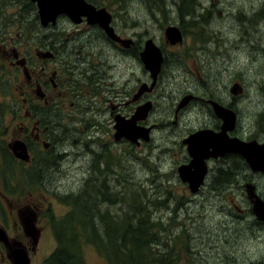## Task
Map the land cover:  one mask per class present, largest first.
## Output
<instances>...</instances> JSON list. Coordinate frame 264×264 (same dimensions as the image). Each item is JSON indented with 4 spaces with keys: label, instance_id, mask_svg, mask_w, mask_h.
I'll use <instances>...</instances> for the list:
<instances>
[{
    "label": "flooded vegetation",
    "instance_id": "obj_1",
    "mask_svg": "<svg viewBox=\"0 0 264 264\" xmlns=\"http://www.w3.org/2000/svg\"><path fill=\"white\" fill-rule=\"evenodd\" d=\"M12 4L10 6L13 11L10 13L6 30L3 25L1 32L4 33L0 35V72L3 74L0 79L2 81L5 79L7 82L6 78H8L10 83L15 80L19 81L16 91H18L17 97L20 100V110L16 116L9 115L4 128L6 130L5 138L3 141L0 140V144H4V146H0V209L5 207L8 212L4 211V213L9 217L7 222L0 221V229L3 230L9 241L8 247L0 242V264H13L9 260V256L12 258V251L17 249L23 250L29 258V263L34 264L37 257L39 255L41 257L39 245L45 228L53 230L56 224L51 202L46 198L48 194L53 197L58 196L56 192H47L52 187L51 182L71 171L70 168L77 170L82 157L88 165L87 173L85 171L86 182L95 185V179L107 180L109 176L107 167L108 169L110 167L108 163L111 152L115 153L113 162L116 163V169H114L116 173L113 175L117 177L120 173L115 170L126 158L125 152L120 157L123 148L125 149L126 145L129 148H137L151 142V134L157 127L152 121V116L157 108L155 94L159 79L157 78L158 81L154 86L151 85V77L144 69L141 60L145 42L152 39L145 38L142 41L143 35L141 34L134 37L124 35L118 20L113 15H111L110 26L118 38L115 41L107 37L99 26L88 24L84 18L79 24H73L67 16L61 15L53 24L49 23L43 26L39 22L36 6L31 0H22L21 2L16 0ZM90 4L96 9L101 8V3L97 0ZM189 5L190 3L187 2L186 10L180 14V0L173 1L172 4L176 15L180 17L177 20V28L181 32L183 42L189 38L186 31L196 37L201 32L196 27L205 28L203 24L209 17L208 13H204L205 9L202 3H196L193 0L192 6ZM261 5L264 12V1ZM6 6L10 7L9 4ZM197 6L202 8V13L195 12ZM105 9L108 10V8ZM1 14L7 15L5 12ZM243 14L240 10L236 16L225 15V20L231 22L225 32H237L236 38L230 39L228 36L223 38V33L221 38H217V31L213 30V33L209 30L211 27L205 28L206 34L209 32V35L207 34L205 39L197 41L195 46L198 63L205 55L214 54L223 58L224 56L228 57L230 52H242L253 56L254 50L258 52L252 46L264 39V14L261 18H249L248 15ZM242 15L246 19L240 22L242 19L238 18ZM34 19H37V25H32ZM221 28L223 29L222 25ZM218 33L220 34V31ZM182 41L174 46L167 44L166 40L165 43L174 49L180 47ZM189 42L191 40L187 42V48L190 47ZM157 47L163 56L162 65H167L171 59L166 50L163 51L159 46ZM259 52L261 61L258 64L264 67V50H259ZM175 58L176 62L172 61V63H176V66L181 67L186 62L183 56L179 61V56ZM134 63L139 65L141 72L145 75V81H142L141 78H134L136 77L132 68ZM126 69H128L127 72ZM236 84L238 83L233 85ZM142 85L146 86L145 91L138 95ZM231 88L232 86L229 88L231 95L228 97L229 101L221 96L214 97V95H207L204 92L201 94V92L192 93L189 91L176 100L175 106L172 107V115L175 119L172 122L173 125L177 124L176 120L180 116L191 113H195L194 118L200 121L199 125L191 127L183 133L182 143L185 138L198 131L206 129L214 132L220 131L222 121L215 116L210 102L217 103L235 113L236 124L234 129L227 133L229 138H237L242 141L256 140L259 143H264V136H259V134L242 135V132L238 134L241 120L235 104V97L238 95H233ZM187 95L192 97L191 100L179 107L181 98ZM146 104L150 106L146 118L136 120L134 124L138 128L149 129L148 141L137 140L131 143L124 137H117L116 126L120 123L126 124V122L131 124L130 121L135 112L140 111L141 106ZM14 117H17L18 120H14ZM243 130L249 131L248 129ZM262 132L264 135V125ZM17 141L24 143L26 147L28 154L26 162L16 158L10 149V145L12 148L13 143ZM183 155V164H188L190 158L185 146H183ZM239 165L243 166L240 171L243 170L242 175L249 176L248 180L253 175L264 178L260 172L253 173L238 154L227 153L217 159L209 158L205 161L207 175L196 195L201 194L208 185L209 188L211 186L213 190L218 191L216 187H219L220 180L224 181L227 187H235ZM100 168L103 172L102 176H97V173L101 172ZM16 169L22 173L27 189H29V183L39 182L41 188L38 187L42 194L40 199L21 208H16L17 205L10 199L14 192L13 175H15ZM224 174L226 175L225 179H223ZM231 180L234 182L232 183ZM46 183H48L47 188ZM102 187L100 188L103 194H101L102 198L97 201L99 204L107 202L103 199L107 195V186L103 184ZM243 187L247 188V193L249 188H252V192L264 202V194H261L255 185L246 182ZM210 194L216 197L221 196L218 192ZM94 195L91 192L88 196L93 197ZM248 200L250 208L247 211L239 209L231 200L225 212L231 216L230 211L236 210L238 213L236 216L241 219L240 214L243 212L252 214V200L249 196ZM42 213H44V217H41ZM93 217L91 226L100 229L107 227L110 222L109 212L101 215L95 211ZM231 219L236 221L233 217ZM254 223L264 225V222ZM28 226L30 230L27 229ZM105 244L108 245V240L105 241ZM90 246L103 256L108 264L111 259L115 260L110 247L106 246L103 250H99L94 245ZM55 248L56 241L54 249L46 258H43L42 264L54 252ZM160 249L162 250V248L155 247L158 252Z\"/></svg>",
    "mask_w": 264,
    "mask_h": 264
},
{
    "label": "rangeland",
    "instance_id": "obj_2",
    "mask_svg": "<svg viewBox=\"0 0 264 264\" xmlns=\"http://www.w3.org/2000/svg\"><path fill=\"white\" fill-rule=\"evenodd\" d=\"M97 1L101 3V8H108L106 10L118 20L124 35L134 37L141 34L142 41L145 38L152 39L163 51L166 50L171 60L162 67L160 78H158V89L155 94L157 108L152 116V121L157 127L151 134V142L137 148H129L127 145L125 149L123 148L120 157L125 152L126 158L115 170L120 173L117 177L113 175L116 173L114 172L116 163L113 162L115 153H110L108 163L110 167L109 169L107 167L108 179L103 181L101 178L95 179V187L103 188L102 185H106V193H110V197L113 196V198L111 202L99 204L97 201L101 200L102 195H96L97 198H91V208L94 207L95 211L101 215L109 212L110 216H115L119 222L124 221L128 216L132 217L130 209L133 203L144 204L141 208L148 213L149 223L155 224L156 232L160 227L162 228L160 239L151 241L150 254L155 247L162 248L160 253H163L174 246L179 257L178 264H264V225L254 223L253 213H244L250 208V202L247 188L243 187L244 183L250 182L261 194H264V178L253 175L248 180L249 176L242 175L243 170L240 171V168L243 166L239 165L235 187H227V184L220 180L219 187H216L218 191L213 190L211 186L209 188L208 185L201 194L192 195L186 185L180 182L176 169L184 162L183 133L199 125L200 121L194 118L195 113H191L180 116L176 120L177 124H172L175 121L172 107L175 106L179 97L186 94L185 92H201V94L204 92L214 97L221 96L229 101L228 97L231 96L229 88L237 82L243 91L241 96L235 97L236 109L241 119L238 134L242 132V135L264 136L262 132L264 67L258 64L261 61L259 50H264V39L252 46L258 50V52L254 50V56L242 52H230L228 57L220 58L212 54L205 55L198 63L195 51L196 42L209 35V32L206 34L205 31L208 27H211L208 29L213 33L217 31V38H221L222 33L223 38L227 36L230 39L236 38L237 32H225V29L231 25L230 20H225V15L236 16L241 10L243 15H248L249 18H261L264 14L261 5L264 0H195L196 3H202L204 13L209 14L203 24L205 28L196 27L201 31L196 37L186 31L188 40L185 39L180 47L174 49L166 45L164 30L166 27H178L177 20L180 17L176 15L175 8L172 6L173 1L176 2V0H161L162 10L157 9L154 4L158 0H118L120 2L118 5L114 4L113 0ZM11 11H13L12 7L6 6L4 12L7 15H0V32L4 25L1 22L6 21V16L10 17ZM195 12L202 13V8L197 6ZM243 15V18H238L242 19L240 22L246 19ZM6 22L7 27L9 18ZM116 40H118L117 37ZM190 40V47L187 48V42ZM176 56H179L178 61L182 56L185 57L184 65L186 66L179 67L176 63H172V61L176 62ZM132 68L136 76L134 78L145 81V75L141 72L139 65L134 63ZM2 75L0 72V76ZM6 79L7 82L5 79L3 81L0 79V140L2 141L5 138L4 128L9 115L16 116L20 110V100L16 91L19 81L10 83V80ZM19 98H21L20 95ZM14 120L18 118L14 117ZM0 146L4 144L1 143ZM80 161L77 170L70 168L71 171L52 181V187L47 190V192L58 194L56 197L46 195L47 200L51 202L56 219L62 218L71 210L70 206L62 203V198L77 196L87 181L88 165L84 157L80 158ZM102 173L101 169L97 176H102ZM14 174V181L12 179L14 192L10 199L15 202L16 208L40 199L42 194L39 183H29V189H27L22 173L16 169ZM224 178H226L225 174ZM231 181L234 182V180ZM215 192L220 193L221 196L216 197L210 194ZM114 197L118 198L114 199ZM231 200L244 211L240 214L242 219L236 216L238 214L236 210L230 211L231 216L225 212ZM4 211L8 212L5 207L0 209V221L7 222L9 217ZM41 217H44V213ZM232 217L236 221L232 220ZM5 225L7 226V223ZM2 232L0 229V236H3ZM42 236L39 245L41 257L39 255L34 264H42L43 258H46L55 247L53 230L45 228ZM81 256L85 264H108L105 258L90 245L82 246Z\"/></svg>",
    "mask_w": 264,
    "mask_h": 264
},
{
    "label": "water",
    "instance_id": "obj_3",
    "mask_svg": "<svg viewBox=\"0 0 264 264\" xmlns=\"http://www.w3.org/2000/svg\"><path fill=\"white\" fill-rule=\"evenodd\" d=\"M31 2L36 5L39 22L43 26L49 23L53 24L57 17L61 15L67 16L69 21L73 24H79L82 18H84L88 24L99 26L111 40H116L117 36L110 26L111 15L104 8L96 9L85 0H31ZM167 30L172 39L171 42L166 40L170 45H175L182 41L181 33L176 27H167L164 31V36ZM119 41L121 42L122 40ZM141 60L144 69L150 74L152 80L151 85L154 86L161 72L163 56L161 51L151 40L145 42ZM145 87V85H142L138 95L145 91ZM241 92L242 89L238 84L231 88V93L233 95H238ZM191 98V96L184 97L180 101L181 105L179 107L187 104ZM210 104L212 105L215 116L222 121L220 131L217 133L210 130L198 131L184 139L183 144L186 146L190 162L179 166L177 169L180 181L188 185V189L192 194L198 192L199 188L203 185L207 173L205 160L209 158H217L227 153H235L243 158L252 172L264 174V143L258 144L255 140L244 142L237 138H229L227 133L231 132L236 124L235 113L217 103L210 102ZM149 110V104L141 106L140 111L138 113L135 112L130 121L131 124L128 125L136 127L134 124L135 121L146 118ZM138 129H140L141 132L137 133V135H133V137H129L130 133L125 134L124 132H119V130H116V135L117 137H124L131 143L137 140L148 141L149 129ZM13 144L16 150H18L17 152L20 158L13 153L14 156L26 162L28 160V154L24 143L17 141ZM248 193L250 199L253 201L252 209L255 218L260 222H264L263 200L252 192V188L248 190ZM27 222L29 223L30 221L28 220ZM27 229L30 230L29 226ZM1 231L3 230L1 229ZM2 233L3 236H0V242L8 247V238L4 232ZM11 255L12 258L9 256V260H11L13 264H29V259L23 250L17 249L12 251Z\"/></svg>",
    "mask_w": 264,
    "mask_h": 264
},
{
    "label": "trees",
    "instance_id": "obj_4",
    "mask_svg": "<svg viewBox=\"0 0 264 264\" xmlns=\"http://www.w3.org/2000/svg\"><path fill=\"white\" fill-rule=\"evenodd\" d=\"M15 1L0 0V13H4L7 4L11 5ZM21 1L19 0V2ZM87 1L93 2V0ZM113 2L116 5L120 3L118 0H113ZM187 2L190 3L189 6L191 7L193 0H180V14L186 10ZM154 4L157 9H161V5H163L161 0ZM6 17L7 21L9 17ZM6 21L1 23L6 25ZM37 24V19H34L32 25ZM4 29L6 30V26ZM3 33L1 32L0 35ZM91 192L95 194L93 197L96 198V195L102 194L99 187L85 182L77 196L71 195L62 198V203L70 206L71 210L62 218L54 220L56 224L53 228V234L56 248L43 264H85L81 256V248L84 245H94L99 250H103L106 246L110 247L111 254L115 257V260H110V264H178L179 257L174 246L166 252L160 253L153 250L150 254L151 241L156 238L160 239L162 228L160 227L156 232L155 224L149 223L148 213L141 208L144 207L142 203H133L130 209L132 217H126L124 221L120 220V223L116 218L110 216L108 227L100 229L91 226L95 214V208H91L92 197H89ZM111 198L113 196L110 197V193L103 197L109 202H111ZM107 240L108 245L105 244ZM165 245L168 246L167 242Z\"/></svg>",
    "mask_w": 264,
    "mask_h": 264
},
{
    "label": "bare ground",
    "instance_id": "obj_5",
    "mask_svg": "<svg viewBox=\"0 0 264 264\" xmlns=\"http://www.w3.org/2000/svg\"><path fill=\"white\" fill-rule=\"evenodd\" d=\"M165 37H166V40L168 42H171L172 39H171V37L169 35V31L168 30L165 32ZM138 111L136 113H138ZM128 124L129 123H127V122H126V124L125 123H120V124H118L116 126V129L119 130V132H124L125 134L130 133L129 137H133V135H137V133L141 132L140 129H138L136 127L129 126ZM118 128H120V129H118ZM11 150L14 152L15 156L20 158V155L17 153L18 150H16V147L14 145L12 146Z\"/></svg>",
    "mask_w": 264,
    "mask_h": 264
}]
</instances>
